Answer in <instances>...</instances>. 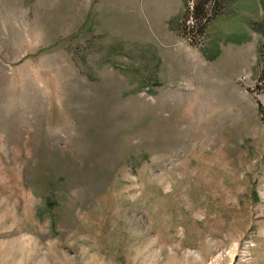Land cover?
<instances>
[{"label": "rangeland", "instance_id": "1", "mask_svg": "<svg viewBox=\"0 0 264 264\" xmlns=\"http://www.w3.org/2000/svg\"><path fill=\"white\" fill-rule=\"evenodd\" d=\"M0 0V264H264L262 0Z\"/></svg>", "mask_w": 264, "mask_h": 264}, {"label": "trees", "instance_id": "2", "mask_svg": "<svg viewBox=\"0 0 264 264\" xmlns=\"http://www.w3.org/2000/svg\"><path fill=\"white\" fill-rule=\"evenodd\" d=\"M217 0H194L191 4V13L194 17V24L198 26L199 32H202L206 23L209 21L211 16H213L217 11L214 9L211 11L213 5ZM264 7V0H262ZM263 40L260 44V84L264 86V19H263ZM260 112H262V117L264 118V108L260 106Z\"/></svg>", "mask_w": 264, "mask_h": 264}]
</instances>
